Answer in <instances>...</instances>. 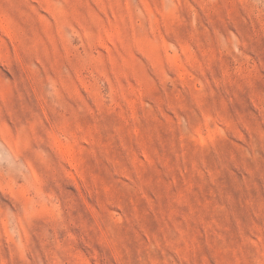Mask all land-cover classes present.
<instances>
[{
    "label": "rangeland",
    "instance_id": "374dc122",
    "mask_svg": "<svg viewBox=\"0 0 264 264\" xmlns=\"http://www.w3.org/2000/svg\"><path fill=\"white\" fill-rule=\"evenodd\" d=\"M0 264H264V0H0Z\"/></svg>",
    "mask_w": 264,
    "mask_h": 264
}]
</instances>
